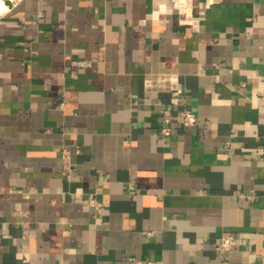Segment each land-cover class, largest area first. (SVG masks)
<instances>
[{"label":"crops","instance_id":"1","mask_svg":"<svg viewBox=\"0 0 264 264\" xmlns=\"http://www.w3.org/2000/svg\"><path fill=\"white\" fill-rule=\"evenodd\" d=\"M4 3L0 264H264V0Z\"/></svg>","mask_w":264,"mask_h":264},{"label":"built area","instance_id":"2","mask_svg":"<svg viewBox=\"0 0 264 264\" xmlns=\"http://www.w3.org/2000/svg\"><path fill=\"white\" fill-rule=\"evenodd\" d=\"M180 123L182 127H190L193 126L196 122V115L188 108H183L180 113ZM163 122L166 124L169 122L170 118L169 116H163L162 118ZM160 132L162 134H167L169 132V129L167 126H163L160 128ZM264 156V154H263ZM91 202H93V199H90ZM231 236H225L220 240V243L218 245L219 250H226L229 245L231 244Z\"/></svg>","mask_w":264,"mask_h":264},{"label":"clouds","instance_id":"3","mask_svg":"<svg viewBox=\"0 0 264 264\" xmlns=\"http://www.w3.org/2000/svg\"><path fill=\"white\" fill-rule=\"evenodd\" d=\"M8 11V8L4 4V0H0V16L4 15Z\"/></svg>","mask_w":264,"mask_h":264},{"label":"bare ground","instance_id":"4","mask_svg":"<svg viewBox=\"0 0 264 264\" xmlns=\"http://www.w3.org/2000/svg\"><path fill=\"white\" fill-rule=\"evenodd\" d=\"M5 4V3H4Z\"/></svg>","mask_w":264,"mask_h":264}]
</instances>
